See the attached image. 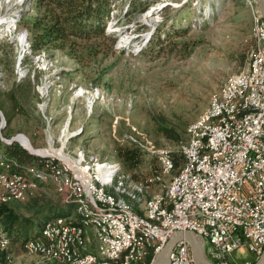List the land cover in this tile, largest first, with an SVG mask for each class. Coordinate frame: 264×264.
I'll use <instances>...</instances> for the list:
<instances>
[{"label":"rangeland","instance_id":"obj_1","mask_svg":"<svg viewBox=\"0 0 264 264\" xmlns=\"http://www.w3.org/2000/svg\"><path fill=\"white\" fill-rule=\"evenodd\" d=\"M130 2L113 1L106 24L109 38L77 40L73 53L52 48L35 54L28 25L37 13L36 0H0V23L21 14L12 33L0 24V103L7 105L5 112L0 109L7 122L2 136L22 134L41 154L17 171L36 186L26 189L22 200L10 201L16 214L46 221L54 206L73 204L74 214L63 218L78 221L75 197L81 190L73 192L72 187L75 177L80 184L81 179L71 165L80 161L76 168L93 174V159L140 183L142 202L130 203L134 210L142 213L146 201L166 206L169 187L180 170L164 171L162 157L180 151L190 127L205 118L211 102L235 79L248 77L263 20L255 0H135L134 10ZM158 40L160 47L154 44ZM161 126L182 129L181 139H168ZM133 144L145 154L138 168L128 170L119 152ZM56 150L66 157H56L61 171H66L60 178L38 161L55 157L46 154ZM7 159L0 151V171L9 170ZM122 198L128 203L127 196ZM7 245L0 244V254L9 252L12 242ZM25 245L14 248L8 264H60L29 253ZM90 246L101 247L96 236H89L82 254L90 255ZM93 256L101 264L109 263L102 249H93ZM255 261L249 252L234 254L235 263Z\"/></svg>","mask_w":264,"mask_h":264},{"label":"built area","instance_id":"obj_2","mask_svg":"<svg viewBox=\"0 0 264 264\" xmlns=\"http://www.w3.org/2000/svg\"><path fill=\"white\" fill-rule=\"evenodd\" d=\"M260 50L264 54V40ZM249 72H253L252 88H244L243 81L240 90H233L230 100V103H235L240 97H248L247 115H242V120L233 121L228 128H220V131H213L212 128L210 133L200 134L199 137H204L202 148L194 147L189 152L178 150L189 156V165L182 183L189 185V194L185 197L184 206L171 217L172 226L169 231L156 234L149 229L132 227L133 232L144 233L145 243L157 240V257L176 232L197 234L198 243L213 264H253L235 263L234 254L249 252L256 261L264 254V112L254 114L258 91L264 84V63H261V57H253ZM219 112L218 108L214 111ZM46 155L61 157L54 153ZM77 174L81 179V192L75 198L94 203L97 208L105 211L119 210L106 206L105 196L90 186L87 172L77 170ZM0 184L3 194L7 186L6 176H0ZM130 216L129 213L126 224H130ZM158 217L163 219L167 216ZM85 227L88 239L89 236H96L101 240V247L90 246L88 259L94 257L93 249L117 253L119 247L129 244L122 242L119 230L109 227V233L117 235V245L108 248L106 235ZM46 229L57 232L58 238L72 237L77 243L71 222L61 225L60 229H53L52 226ZM78 245L75 256L79 255ZM143 246L145 244H137L133 248L131 260H134V264ZM96 264L101 263L96 260ZM169 264H196L189 242L180 240L176 244Z\"/></svg>","mask_w":264,"mask_h":264},{"label":"bare ground","instance_id":"obj_3","mask_svg":"<svg viewBox=\"0 0 264 264\" xmlns=\"http://www.w3.org/2000/svg\"><path fill=\"white\" fill-rule=\"evenodd\" d=\"M22 2L23 0H18L19 4ZM250 3L252 4V2ZM256 3L257 0H255V4ZM12 17H10V20L7 22V24L5 22H1L6 26L5 28L8 33H12L14 30H16V24L21 17L20 11L16 12ZM260 23V27L256 32L257 47L253 57H261V63H264V54H261L260 50L264 40V21L261 20ZM19 37L21 38L23 47L26 40L25 34L23 33V35L21 34ZM243 81L244 88H252L253 72H249L247 78L242 77L235 79L224 89L219 97L211 102L205 118L195 122L190 127L188 132L189 139L181 146L180 152H189L194 150V147L202 148L204 145V137H199L200 134L210 133L212 128L213 131H220V128H228L233 121L242 120V115H247L248 97H240L239 101L230 103L231 93L233 90H240ZM46 87L43 88L42 93H45ZM217 108L220 109V112L214 113ZM261 112H264V84L258 91V96L254 107V114H261ZM19 140L25 147L35 153L26 138L20 137ZM54 153L60 156L63 155L62 152L57 150ZM180 154L184 158V163L180 169V172L173 178L171 182L168 190V201L166 206H161L159 203L154 201H146L143 205L144 208L142 213L136 212V210H134L130 205L132 202L135 204H140L142 202L141 195L143 193V189L140 183L138 184L135 181H131L130 176L128 175L119 174L114 166H102L96 159H93L94 172L93 174L88 175L90 186L96 189L99 193H102V196H105V203L107 207H115L119 210L105 211L97 208L94 203L77 198L76 202L79 205L78 221H72V219L69 218L59 217L55 221L46 223L41 237L29 240L25 245V249L31 254L57 259L60 264H96V260L97 263L99 262L95 256L89 257L88 259V255L82 254V249L88 242L87 229L85 225L93 230L92 232L106 235L108 248H115L117 245V235L114 233H109L110 227V229L119 230L122 242L129 244L119 247L117 253H108V251H105V260L117 261L122 259L121 264H134V260H131L133 256V248H136L137 244H145V246H143L142 253L136 257V264H154L157 259V240H149L145 243L144 233L133 232L132 227L149 229L151 232L156 234H166L169 231L170 227L172 226L171 217H174L177 210L184 206L185 197L189 194V185H182L185 180V172L189 165V156L188 153ZM60 158L64 159L66 157L64 156ZM46 159L47 158L44 157L38 159V161H44L47 164L45 168L51 175L57 176L58 178L65 176L66 171H61L56 163L57 159L55 157H51L47 160ZM173 160L174 159H172L170 155H164L162 157V169L166 172L174 170L175 164ZM79 162L80 161L72 162L75 167L71 165L76 174L77 170L82 172L81 168H76L79 167ZM42 167L43 165H41V168ZM0 176L7 177L5 194L0 195V204L7 203L10 199L21 200L25 195L26 189L36 186L35 183L23 175L22 172L11 173L10 175L0 173ZM73 182L72 191L76 192L75 188L77 187L79 190H81V184L76 177ZM0 190H2V184H0ZM28 194H30L29 190ZM122 195L127 196L128 203L124 201ZM129 213L132 215L130 216V224H126L125 222L129 220ZM158 216L167 217L160 219ZM69 222H71V225H73V231L77 237V243L79 244L78 256H75V252L77 251V243L73 241L72 237L58 238L57 232L46 229L50 226H52L53 229H60L61 225ZM96 239L101 245V240L97 237ZM9 242L11 241L7 239V237L3 234L2 229H0V244L3 247H7ZM198 246L199 254L200 252L202 254V246L199 243Z\"/></svg>","mask_w":264,"mask_h":264},{"label":"trees","instance_id":"obj_4","mask_svg":"<svg viewBox=\"0 0 264 264\" xmlns=\"http://www.w3.org/2000/svg\"><path fill=\"white\" fill-rule=\"evenodd\" d=\"M113 1L114 0H36L37 13L32 22L28 25L29 40L33 53L39 54L42 51L52 48L69 50L73 53L75 48L79 46L77 40L109 38L106 34V24L110 19ZM134 4L135 0H131L129 5L131 10H134ZM24 19L25 17L23 21ZM158 42L160 41L158 40L157 43L154 44L160 47L162 42ZM14 102L17 103L16 100ZM5 105L6 102L2 100L0 103V109L2 111H4ZM159 130L168 139L174 141L180 140L183 133L182 129L178 131L163 126H161ZM0 151L10 158V160L7 159V167L9 170L6 171L3 169L0 172L16 173L21 170V167L31 165L37 160V157L30 155L26 150L15 143L13 145L3 146L1 139ZM144 154L145 153L140 148L133 144L132 148L121 150L119 152V158L127 165L128 170H131L139 167ZM171 157L174 159L175 173H177L183 166L184 158L179 152H173ZM133 176L134 178H138L136 173H133ZM37 197L38 195L26 202L34 200ZM11 200L16 199H10L7 203L0 204V229H2L7 239L12 242V248L9 252L0 254L1 264H8L9 254L14 255V248L16 246L26 244L29 240L41 237L45 224L49 220L52 218L70 217L75 211V205H64L62 203V205L54 206L50 209L51 216L48 220H35L31 217L16 214L10 207L12 203H10ZM136 212H139V210H136ZM108 262V264H121L122 259ZM255 263L256 261L253 264ZM52 264L56 263L53 262Z\"/></svg>","mask_w":264,"mask_h":264},{"label":"water","instance_id":"obj_5","mask_svg":"<svg viewBox=\"0 0 264 264\" xmlns=\"http://www.w3.org/2000/svg\"><path fill=\"white\" fill-rule=\"evenodd\" d=\"M257 2H258L259 10L262 15V19L264 20V0H257ZM0 117H1L0 137L3 143H5L6 145H13L14 143H19L21 147L24 150H26L30 155H33L35 157H41V154H37V153L30 151L28 148L22 146V144L17 140L18 137L24 136V135L18 134L17 136L12 137L10 139L4 138L2 136V131L6 128L7 122L1 110H0ZM73 137L74 136H72L71 138ZM50 146L51 145L49 144L48 148H50ZM52 146H53V143H52ZM180 240H186L187 242H189L190 247H191L192 256L196 264H213L208 260L203 249H202V255L199 254L198 236L197 234L193 232H186V233L176 232L172 236V238L170 239L169 243L164 248V250L159 254L154 264H169L171 253L173 249L175 248L176 244ZM255 264H264V254L256 261Z\"/></svg>","mask_w":264,"mask_h":264},{"label":"crops","instance_id":"obj_6","mask_svg":"<svg viewBox=\"0 0 264 264\" xmlns=\"http://www.w3.org/2000/svg\"><path fill=\"white\" fill-rule=\"evenodd\" d=\"M7 108V105L5 106V108H4V111H5V109ZM7 132V131H6ZM14 135V134H13ZM13 135H11L10 134V136H12L13 137ZM5 157V156H4ZM3 164V163H2ZM0 165H1V163H0Z\"/></svg>","mask_w":264,"mask_h":264}]
</instances>
